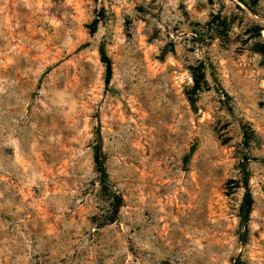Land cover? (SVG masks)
I'll return each instance as SVG.
<instances>
[{"label":"rangeland","instance_id":"374dc122","mask_svg":"<svg viewBox=\"0 0 264 264\" xmlns=\"http://www.w3.org/2000/svg\"><path fill=\"white\" fill-rule=\"evenodd\" d=\"M259 18L264 0H0V264H264Z\"/></svg>","mask_w":264,"mask_h":264},{"label":"trees","instance_id":"16d2710c","mask_svg":"<svg viewBox=\"0 0 264 264\" xmlns=\"http://www.w3.org/2000/svg\"><path fill=\"white\" fill-rule=\"evenodd\" d=\"M260 1L261 0H251V4L257 5ZM100 21L101 20H95V22L93 23L91 32H90L92 35L97 32V26L100 23ZM257 51L264 55V42L258 45ZM100 52L102 56V62L105 65V84L106 86H109L112 80V77H113V63H112V60L106 54L104 48H101ZM191 71H192L191 73H192V78H193V87L190 92L189 100H190L193 110L197 111V96L203 90L204 86L207 85L206 73H205L203 66L193 67L191 68ZM246 135L247 134L244 133L246 145H248L249 140H247ZM97 139H98L97 145L94 146V152H95L94 160L96 164V169L101 176V182L105 190L109 191L111 190L112 186L110 184L109 176H108L107 168H106L107 158H106L105 153L103 152L101 136L99 134H98ZM241 167L246 173L245 174V184H244L246 192H245L243 201L239 209L240 226L242 228V231L240 232V242L242 244H246L247 237H248V231H249L248 226L250 222V214L253 210L254 201H253L251 188L249 184L250 174L248 171V167L245 164V162H242ZM110 200H111L110 204H111V207L113 208V212L118 214L119 209L122 206L121 195L112 189V191H110ZM236 264H241L240 258L237 260Z\"/></svg>","mask_w":264,"mask_h":264},{"label":"water","instance_id":"95a60500","mask_svg":"<svg viewBox=\"0 0 264 264\" xmlns=\"http://www.w3.org/2000/svg\"><path fill=\"white\" fill-rule=\"evenodd\" d=\"M250 14L253 16V17H256V15L254 14V12H250ZM259 20H264V18H259Z\"/></svg>","mask_w":264,"mask_h":264}]
</instances>
